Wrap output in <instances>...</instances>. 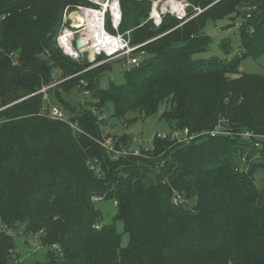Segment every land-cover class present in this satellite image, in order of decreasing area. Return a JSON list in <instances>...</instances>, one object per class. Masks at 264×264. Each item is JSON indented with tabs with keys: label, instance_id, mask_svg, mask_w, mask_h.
<instances>
[{
	"label": "trees",
	"instance_id": "16d2710c",
	"mask_svg": "<svg viewBox=\"0 0 264 264\" xmlns=\"http://www.w3.org/2000/svg\"><path fill=\"white\" fill-rule=\"evenodd\" d=\"M152 1L120 0L118 31L145 57L123 73V85L103 90L99 79L112 63L87 69L56 44L64 10L89 2L0 0V264H16L7 232L16 224L53 249L45 264H264V177L259 186L254 179L264 170V140L238 136L264 135V74L239 71L264 54V0L241 19V51L230 60L194 55L210 44L207 20L238 13L247 0H185L187 19L167 14L159 26L148 19ZM105 29L114 32L108 14ZM221 46L228 54L227 41ZM74 87L95 104L76 110L64 102L60 95ZM43 88L80 132L39 115ZM164 103L161 117L195 136L188 143L156 135L150 150L113 159L97 142L96 110L111 104L117 119L147 118ZM216 128L220 134H208ZM112 142L129 150L133 138ZM100 198L114 200L128 247L113 224H101Z\"/></svg>",
	"mask_w": 264,
	"mask_h": 264
},
{
	"label": "rangeland",
	"instance_id": "374dc122",
	"mask_svg": "<svg viewBox=\"0 0 264 264\" xmlns=\"http://www.w3.org/2000/svg\"><path fill=\"white\" fill-rule=\"evenodd\" d=\"M86 1L90 3V7L96 8L100 6L99 4H95L94 2H91L89 0ZM108 1L110 0H106L105 3H107ZM169 1L170 0H153L151 2V10L148 19L151 15L154 16L157 14L162 20V18L168 14L167 11L170 10L168 7ZM218 1L220 0H217L216 2ZM118 4L120 7V0H118ZM260 4L261 0H247L238 7V13H233L231 16L224 17L223 19L216 21L207 20L204 28L202 29V33L209 38L210 44L206 51L194 55V58L206 59L209 57H218L221 60H230L236 55H239L241 51V42L238 26L243 16L249 15L253 10L257 9ZM107 14L109 15V12H107ZM168 15L171 16V14ZM152 22L155 25V22L153 20ZM233 23H236L237 25H232ZM223 41H227L228 43V54L225 53V51H223L222 49L221 45ZM136 56L139 59L145 57L143 56V54H137ZM115 61L116 62L112 61V69L104 73L99 79V87L103 90H108L111 87L118 88L125 83L123 73L131 66L126 65V62L121 60ZM239 71L243 73L263 75L264 54L256 59L248 58L243 60L241 62ZM236 76L237 75H232L231 77ZM81 82L82 81H79L80 85H86L85 82ZM46 95L47 102L49 104L63 107L65 114L67 116L69 115L68 109L59 103V101L55 97V93L53 92V90L50 93H47L46 91ZM60 98H62L64 102H66L76 110L86 109L89 106L95 104V99L92 93H85V91L80 90L78 87H74L66 92H63L60 95ZM169 108L170 105L164 103L159 107V110L155 115L149 116L147 118H140L137 113H128L124 118L117 119L114 116L112 105L107 104L102 111H98V115H104L105 119H103V122L98 123L101 127V140H98L97 142L100 145L101 143H105L106 141L111 143L115 136L119 138L122 135H127L133 138V143L130 149L137 150L142 148L145 150H150L152 148L153 139L156 135L158 137L166 136L167 138L171 139L173 133H176L177 131H172L165 119L161 117V114ZM90 109L92 108L90 107ZM133 118L137 119L130 123L128 127H126L125 121L131 120ZM178 136L181 137L180 135ZM95 173H99L101 175L99 170H96ZM263 177L264 170L258 169L254 175V179L258 186ZM94 207L101 214L102 225H114L117 234L120 235V247H128L130 238L125 230L123 222L117 219L118 210L114 200L101 198L96 199L94 202ZM7 232L13 236L14 251L16 252L15 258H17L16 264H45L47 253L53 252L52 248L42 246L39 235L25 233L24 226L21 224H16L15 229H9Z\"/></svg>",
	"mask_w": 264,
	"mask_h": 264
},
{
	"label": "built area",
	"instance_id": "2783aa9c",
	"mask_svg": "<svg viewBox=\"0 0 264 264\" xmlns=\"http://www.w3.org/2000/svg\"><path fill=\"white\" fill-rule=\"evenodd\" d=\"M90 1V0H89ZM95 4H99V7H90V6H77L74 11L68 12L67 9L64 11V14L62 16V24L60 31L56 38V44L58 48L62 51V53L78 62H81V55L80 51L82 50H89L92 54V57L95 55L101 56V61L92 65L90 68L96 67L98 65H101L103 63H112L116 62L115 60H121L126 62V65H138L139 58L136 56L135 52L137 49H139L142 45H131L130 43V37L129 32L126 33H120L119 26L121 23V11L118 4V10H119V16L117 19L114 17V15L111 13V9L104 7L102 3H99L97 1H91ZM169 11H167L168 14L173 15V17L177 18L178 20L185 21L187 19V9L190 7V4L185 0H170L168 2ZM198 13L201 12L200 9H196ZM80 12L82 17L84 18V24L81 25V27L74 26L69 16L73 12ZM109 12V20L112 29L114 32H109L105 29V21H106V14ZM165 13V12H163ZM162 13V14H163ZM4 18V17H3ZM157 18V19H156ZM150 20H153L155 22V25L158 26L160 24L161 18L159 15H151ZM93 20L97 21L96 27L93 25ZM92 27H94L92 29ZM95 29V30H94ZM80 37L82 39V42L84 43V48L78 50L75 47V41L76 39ZM87 68V69H90ZM52 85L51 87H53ZM48 88H43L40 92L43 93V105L41 110L39 111V115L46 116L50 120L62 122L68 124L71 129L73 130V133L80 132L78 125L76 123L71 122L67 115L65 114L64 110L53 104H49L47 102V95L46 90ZM85 93H88L85 91ZM6 108V107H4ZM2 108V109H4ZM0 109V110H2ZM97 121L98 123L103 122V119H105L104 115H98V112L96 113ZM178 133V134H177ZM219 128H216L213 131L208 132L209 135L214 136L216 134H220ZM180 135L181 137H179ZM238 136L243 140H249V139H262L264 140V135H255L253 132L250 131H243L238 134ZM195 136H188L187 130L183 132L176 131V133H173L172 140H175L176 143L184 144L188 143L191 139H193ZM159 138L166 139V136H159ZM106 143V144H105ZM101 143V146L104 147L109 153L112 154L113 159H117L119 156L122 155H139L140 149L137 150H115L113 147L112 142H105ZM261 144L259 142L255 143V147L259 148ZM139 150V151H138ZM96 162V161H95ZM91 170L96 171L99 170L94 162L88 163ZM182 201L181 197L176 195L174 198V203H180ZM1 230H6V227L4 225H0ZM55 248V246H52Z\"/></svg>",
	"mask_w": 264,
	"mask_h": 264
},
{
	"label": "water",
	"instance_id": "95a60500",
	"mask_svg": "<svg viewBox=\"0 0 264 264\" xmlns=\"http://www.w3.org/2000/svg\"><path fill=\"white\" fill-rule=\"evenodd\" d=\"M90 1H97L100 3H105L106 0H90ZM75 47L76 49L80 50L84 48V43L82 42V39L78 37L75 41ZM81 55V63L85 68H90L92 65L98 63L101 61V56L100 55H95L92 57V54L89 50H82L80 51Z\"/></svg>",
	"mask_w": 264,
	"mask_h": 264
},
{
	"label": "bare ground",
	"instance_id": "6f19581e",
	"mask_svg": "<svg viewBox=\"0 0 264 264\" xmlns=\"http://www.w3.org/2000/svg\"><path fill=\"white\" fill-rule=\"evenodd\" d=\"M103 5H104V7L110 8L111 9V13L117 19V17L119 16L118 0H110L107 3H103ZM69 19H70L71 23L74 26L81 27V25L84 24V20H83L84 18L82 17L81 13L78 12V11L77 12H73L69 16ZM93 25H94V27H96L95 25H97V21L93 20ZM94 27H92V29Z\"/></svg>",
	"mask_w": 264,
	"mask_h": 264
}]
</instances>
